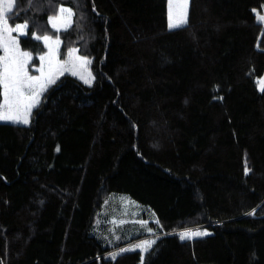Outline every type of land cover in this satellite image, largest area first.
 Masks as SVG:
<instances>
[{
  "label": "trees",
  "instance_id": "trees-1",
  "mask_svg": "<svg viewBox=\"0 0 264 264\" xmlns=\"http://www.w3.org/2000/svg\"><path fill=\"white\" fill-rule=\"evenodd\" d=\"M60 5L73 21L57 31ZM258 15L264 0H189L169 29L168 0H15L32 61L47 50L34 34L58 36L94 80L65 73L28 124L0 122V264H264ZM116 193L144 205L151 232L99 228ZM149 236L147 251L117 252Z\"/></svg>",
  "mask_w": 264,
  "mask_h": 264
},
{
  "label": "snow or ice",
  "instance_id": "snow-or-ice-1",
  "mask_svg": "<svg viewBox=\"0 0 264 264\" xmlns=\"http://www.w3.org/2000/svg\"><path fill=\"white\" fill-rule=\"evenodd\" d=\"M189 0H168V27L169 29L182 27L187 23V9ZM13 13L12 0H0V95H2V102H0V121H11L15 123H29V116L31 110L39 104V97L47 90V88L56 82L58 78L57 74L63 75L70 73L73 76H77L78 73L74 69L77 67L75 61H79L81 65H87L90 60L87 57L76 56L73 60V53L77 52L76 49L69 50V60L61 62L59 56L60 39L57 36L55 40L51 36L45 35L43 37L39 35L33 36L36 40H42L48 51L45 55L39 57L41 66L38 69L39 75H30L28 71V65L32 61V53L22 51L20 48L19 39L17 36H13V33H17L18 36L27 35L28 23L17 24L15 27L9 25V19ZM59 16L49 18L53 28L57 31L58 21L67 26H70V21H63L64 14L68 17L73 15L71 9L60 7ZM259 21H264V16H257ZM86 84H91V73H88V78L80 75L79 77ZM260 85L262 91H264V79L257 82ZM246 169V174H247ZM255 210L249 215H254ZM144 223V222H142ZM151 232V229L148 230ZM209 235L206 231L191 229L185 230L179 233L181 240L191 239L193 237H202ZM154 240L142 241L135 247H140L143 251H147ZM125 251V250H121ZM112 258L118 253L111 254Z\"/></svg>",
  "mask_w": 264,
  "mask_h": 264
},
{
  "label": "rangeland",
  "instance_id": "rangeland-1",
  "mask_svg": "<svg viewBox=\"0 0 264 264\" xmlns=\"http://www.w3.org/2000/svg\"><path fill=\"white\" fill-rule=\"evenodd\" d=\"M5 2H7V0H5ZM12 2H13V6H14L15 0H12ZM188 6H189V4H188ZM60 7L71 9L67 5H60L58 7V9H57V13L55 15H53V16H50V17L59 16L60 15V13H59ZM168 7H169V5H168ZM72 13H73V10H72ZM187 13H188V9H187ZM63 21H65V22L70 21V25H71L72 21H73V15L71 17H68L67 14H64ZM8 22H9V25L12 26V27H15V25H17V24L25 23V22H18L16 24H11L10 21H8ZM50 25H51V23H50ZM58 27L60 28V30L65 29V25L61 24L60 21H58ZM68 27L69 26H67L66 28H68ZM45 35H48V34H45ZM45 35H43V36H45ZM13 36L19 37L18 34L15 33V32L13 33ZM43 36H41V37H43ZM48 36H51V35H48ZM51 37H52L53 40L56 39V37H53V36H51ZM60 42H61V39H60ZM59 48H60V45H59ZM71 49L78 50V48H75V47L71 48ZM21 50L32 53L31 51L25 50V49H22V48H21ZM47 51H48V49L43 54L38 55V62L37 63H34L33 61H30L29 65H28V71H29L30 75L38 76V74H39L38 69L41 66V62L39 60V57L42 56V55H45L47 53ZM68 53H69V51H68ZM68 53H67V56H65L64 58H61L60 56H58L59 60L62 63L69 60ZM2 54L3 53H1V55ZM32 56H33V54H32ZM76 56L87 57L90 60V63L87 64V65H81L79 61H75V57ZM73 60L75 61L76 65H77V67L74 69L78 73V75L76 77L79 78L80 75H83V76H85V78H88V73H91L92 82H93L94 76H93V73L91 71V60H92V58L88 57V56H84V55L80 54L79 51H77V52L73 53ZM57 76L59 78L62 75L57 74ZM81 81H83V80H81ZM40 97H39V99H40ZM28 118H29V121H30V116ZM0 122L15 123V122H11V121H0ZM18 124H23V123H18ZM244 163H245L246 169L249 171L250 167L248 166V156H247L246 153L244 155ZM110 208H111V211L107 215L108 217L99 221V228L100 229L107 230L108 228H106L103 225L104 223H106V224H108V227L112 231V233L113 232L115 234L123 233V236L126 235V234L127 235H132V234L138 233L140 231H144V230L148 231L149 230L146 227V221L142 220L140 218L141 212L145 209L144 205H142L138 201L134 200L129 195L124 194V193H116V194H114L113 198H112V201H111V204H110ZM142 222H144V223H142ZM190 229L193 230V231L200 230V231H206L209 234L211 233V231L208 228H205V227H202V228H190ZM186 230H188V229H186ZM146 240H155V238H154V236H149V237L142 238L140 240H137V241H134V242L128 244L127 247L126 246H121V248L118 249L117 252L119 253L120 250H124L126 248L129 249V250L139 249L141 252H145L140 247H135V246L139 245L142 241H146Z\"/></svg>",
  "mask_w": 264,
  "mask_h": 264
},
{
  "label": "water",
  "instance_id": "water-1",
  "mask_svg": "<svg viewBox=\"0 0 264 264\" xmlns=\"http://www.w3.org/2000/svg\"><path fill=\"white\" fill-rule=\"evenodd\" d=\"M259 89H260V91H262L260 87H259Z\"/></svg>",
  "mask_w": 264,
  "mask_h": 264
},
{
  "label": "built area",
  "instance_id": "built-area-1",
  "mask_svg": "<svg viewBox=\"0 0 264 264\" xmlns=\"http://www.w3.org/2000/svg\"><path fill=\"white\" fill-rule=\"evenodd\" d=\"M121 251V250H120ZM120 253V252H119Z\"/></svg>",
  "mask_w": 264,
  "mask_h": 264
},
{
  "label": "crops",
  "instance_id": "crops-1",
  "mask_svg": "<svg viewBox=\"0 0 264 264\" xmlns=\"http://www.w3.org/2000/svg\"><path fill=\"white\" fill-rule=\"evenodd\" d=\"M39 74H40V73H39ZM39 74H38V75H39Z\"/></svg>",
  "mask_w": 264,
  "mask_h": 264
}]
</instances>
